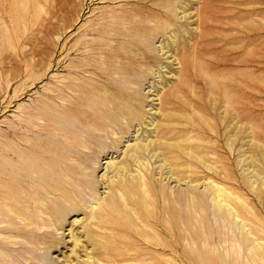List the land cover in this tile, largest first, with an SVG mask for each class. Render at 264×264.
Masks as SVG:
<instances>
[{
  "label": "bare ground",
  "instance_id": "1",
  "mask_svg": "<svg viewBox=\"0 0 264 264\" xmlns=\"http://www.w3.org/2000/svg\"><path fill=\"white\" fill-rule=\"evenodd\" d=\"M25 1L39 5V0ZM125 1L137 4L142 0ZM167 1L164 8L168 15L160 18L154 16L152 8L146 10L147 15L139 16L135 13L137 6L129 7L136 10L131 12V17L123 12L114 14L122 25H128L123 37L131 39L109 44L104 51L105 47L97 49L98 45L89 48L92 55L98 52L103 55V65L83 70L88 73L83 78H68L70 81L55 94L57 102L33 110L28 115L31 127L25 123L31 135L1 140L0 264H175L176 242L172 238L179 231L178 219L182 240L197 251L193 263L206 260L213 264L264 262V238L256 231L259 219L242 195L222 182L225 179L201 180V189L186 190L179 208V202L168 197L173 191L170 189L166 194L152 178L149 168L152 163L158 169L166 168L168 177H172L171 166L177 164L174 160L178 155L172 150L174 146L191 154L192 144L172 142L179 138L190 140L194 130L190 123L177 129L178 135L167 136L164 142L159 138L169 133V127L155 121L157 116L151 118V129L144 130L145 136L135 134L122 151L121 159H108L104 170L99 175L95 172L98 153L110 144L116 147L120 134L127 132L132 121L140 132L145 124L139 112L142 102L135 101V87L140 76L149 71L159 73L161 62L155 54L147 52L144 45L155 32L169 33V40L160 42L159 50H177L175 77L178 81L163 96L158 95V111L167 119L171 118L168 114L180 109L176 106V93L186 87L188 78L192 81L195 69H201L206 63L199 52L207 46L205 39H212L213 32L219 30L221 13L210 0H202L200 6L194 8L196 33L185 42L176 40L170 19L172 15L185 16L191 6L183 0ZM16 24L21 39L26 29L23 15L16 19ZM0 25L5 38L7 27L1 19ZM109 39L112 42L116 38ZM18 42L23 43V40ZM31 42L35 45L34 40ZM209 64L211 68L221 67L215 59ZM241 75L242 71H230L221 78L228 81L239 78L241 86L254 89V81L246 83ZM88 76H91L90 81L84 79ZM161 89L162 85L159 91ZM234 92L240 100L247 97L241 87ZM229 98L236 102L232 95L224 93L223 99ZM42 118L46 124L37 123ZM173 120L175 118L170 122ZM217 132L211 137H217ZM101 133L104 140L99 136ZM145 152H150L153 162ZM157 156L159 160H155ZM187 184L192 187L194 182L188 180ZM70 212H79L81 216L69 222L68 241L64 242L61 229L65 215ZM194 222L198 226L195 232ZM64 243L68 245L66 251L57 248L61 256H49L51 249ZM165 251L167 255L162 259Z\"/></svg>",
  "mask_w": 264,
  "mask_h": 264
},
{
  "label": "rangeland",
  "instance_id": "2",
  "mask_svg": "<svg viewBox=\"0 0 264 264\" xmlns=\"http://www.w3.org/2000/svg\"><path fill=\"white\" fill-rule=\"evenodd\" d=\"M183 1L191 6L188 9L189 13L185 16L172 15L170 22L176 40L187 42L188 36L196 33L197 14L194 8L199 7L202 0ZM125 2L124 0H39V5L35 6L25 0H0V19L7 27V36L3 38V28L0 25V38H2L0 39V142L15 138L16 135L24 136L29 133L31 135L27 125L31 127L28 123L30 121L28 115L33 110L53 105L59 100L55 94L61 91L70 79L74 76L83 78L84 75H88L83 70L90 67L96 69L103 65L101 62L103 55L100 52L92 55L90 51L92 47L96 45H98L97 49L99 46L105 47L102 49L104 51L108 49L109 44H118L124 39H131V37H123L124 29L128 25H122L114 14L117 16L123 12L131 17V12L136 10L129 7L137 6L138 11L135 13L139 16L147 15L146 10L149 8L153 9L156 18L168 15L164 8L169 2L167 0H142L136 2L137 4ZM210 4L221 13L219 30L213 32L212 39H205L207 46L199 52L200 58L206 63L201 69H195L192 81L188 78L186 87H182V91L174 96L176 106L180 109L173 111L172 115L168 114L170 119L158 111V95L163 96V93L178 81L175 77L177 50L174 52L165 48L159 50L161 43L169 40V33L164 34L159 30L151 36L149 43L144 44L147 52L155 54L157 60L161 62L159 73L149 71L140 76V82L135 87L137 89L135 101L137 104H139L137 100L142 102V107L138 110L144 117L145 124L142 125L140 132L136 130L137 126L132 121L127 132L120 134L116 147L110 144L107 149L98 153L95 172L99 175L108 159H121L124 156L122 151L132 142L135 134L145 136L144 130L151 129L149 124L151 118L157 116L155 121H160L167 126V129L169 127V133L159 138L164 142L167 136L178 135L177 129L180 130L190 123L194 129L190 140L179 138L178 141L172 140V142L180 145L192 144L191 154H185L179 147L174 146L172 150L178 155L174 160L177 164L171 166L172 177H168L166 168L158 169L156 164L152 163L149 166L152 178L163 187L166 194H169L170 189L173 191L168 197L176 199L180 204L179 208L184 202L186 190L190 189L193 192L197 187L198 190L201 189V180L225 179L226 181L222 182L231 190L239 192L254 210L259 219V229L256 231L264 238V0H210ZM20 15H23L26 22V29L21 39L16 24V19ZM112 37L116 39L109 42V38ZM19 40H23V43L19 44ZM31 40H34L35 45H32ZM213 59L217 60L221 67L211 68L209 61ZM76 66L79 67V71ZM141 69L146 71L144 66H141ZM230 71H242L241 78L246 83L254 81L255 88L248 87V89L245 85L241 86L239 78H231L229 81L221 78ZM90 78L91 76L84 77L88 79L87 81H90ZM211 79L216 81L213 83ZM223 83L230 85L224 86ZM161 85L162 89L159 91ZM237 87L243 89V93L247 96L245 99L240 100L235 94ZM224 93L232 95L236 102L231 98L225 101ZM42 117L44 118V115ZM43 118L37 120V123L46 124ZM173 118H175L174 122H170ZM214 131H218L217 137H211ZM42 133L45 134L44 131ZM99 136L103 138L102 133ZM165 151L166 147L163 152ZM144 154L153 162L150 152ZM1 158L3 157L0 155V165ZM159 159L160 156L155 158V160ZM188 180L194 182L192 187L187 184ZM98 189H102L99 184ZM248 215L250 216L249 213ZM75 216L79 218L81 215L79 212H70L64 217V225L61 229L64 242L68 241L66 228ZM177 223L179 226V231L176 232L177 238H172L176 242L175 264H213L210 260L192 262L197 251L182 240V226L179 219ZM194 224L195 232L198 226L196 222ZM194 241L198 243L197 239ZM66 245L67 243L57 245L56 248L51 249L49 256L60 255L61 250L58 249L66 251L68 249ZM166 252L168 251L162 253V259L166 257ZM56 261L59 263V259Z\"/></svg>",
  "mask_w": 264,
  "mask_h": 264
}]
</instances>
